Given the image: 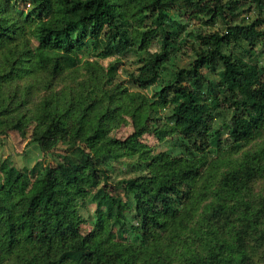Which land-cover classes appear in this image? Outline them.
I'll return each instance as SVG.
<instances>
[{
	"label": "trees",
	"instance_id": "1",
	"mask_svg": "<svg viewBox=\"0 0 264 264\" xmlns=\"http://www.w3.org/2000/svg\"><path fill=\"white\" fill-rule=\"evenodd\" d=\"M263 14L0 0V137L63 144L54 164L0 160V264H264ZM183 45L192 61L169 69ZM129 55L132 83L116 79Z\"/></svg>",
	"mask_w": 264,
	"mask_h": 264
},
{
	"label": "rangeland",
	"instance_id": "2",
	"mask_svg": "<svg viewBox=\"0 0 264 264\" xmlns=\"http://www.w3.org/2000/svg\"><path fill=\"white\" fill-rule=\"evenodd\" d=\"M257 16L258 11L253 8L251 12L243 14L242 17H245L246 21L251 22ZM216 28H224L221 21H219V23L216 25ZM262 28L264 29V26ZM133 58V55H129L127 58H125L126 61L121 67L118 76L116 77L117 80L132 83V73L135 72L133 68ZM192 59V52L186 46L183 45V49H181L177 53V55L172 58L171 62L168 64V67L169 69H175L177 66H187V64L192 61ZM131 86L133 89H137V87H135L133 84H131ZM159 87L160 83L155 86L149 87L148 89H146V92L151 95L154 91L159 89ZM218 124H221V121H218ZM122 135V131L118 133V136ZM145 139L149 141L151 145L155 146L154 148L156 149V152L164 150L169 151L173 154L178 152L177 148L175 147L176 137L164 142H159L156 138L150 135H146ZM0 140V160L10 158L14 162V164L19 168H23L25 166L28 168H32L36 163H39L42 166L45 164H54L55 162L61 159V154H63L62 144L55 151L45 155L36 143H30L28 138L22 137L18 131H10L7 136L2 135L0 137ZM1 181L2 176L0 174V182ZM83 204L84 208L82 209V212L87 218H89L90 214L93 212V206H86L85 202ZM87 227L89 229V225H87Z\"/></svg>",
	"mask_w": 264,
	"mask_h": 264
}]
</instances>
